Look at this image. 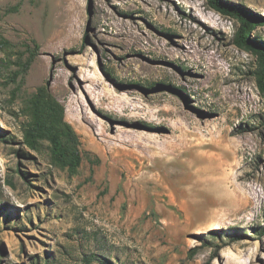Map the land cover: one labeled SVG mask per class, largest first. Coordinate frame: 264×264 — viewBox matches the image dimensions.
Masks as SVG:
<instances>
[{"label":"rangeland","instance_id":"374dc122","mask_svg":"<svg viewBox=\"0 0 264 264\" xmlns=\"http://www.w3.org/2000/svg\"><path fill=\"white\" fill-rule=\"evenodd\" d=\"M222 1L264 41V0ZM239 27L208 0H0V264H264V92Z\"/></svg>","mask_w":264,"mask_h":264},{"label":"trees","instance_id":"16d2710c","mask_svg":"<svg viewBox=\"0 0 264 264\" xmlns=\"http://www.w3.org/2000/svg\"><path fill=\"white\" fill-rule=\"evenodd\" d=\"M211 7L219 12L236 17L240 21V27L238 28L234 42L240 48H244L253 51L259 59L260 74H259V86L264 92V41L256 37L254 39L251 35V31L258 24L259 17H255L244 8L235 6L233 4L224 2L222 0H208ZM50 139L52 142V155L53 159L61 163L62 165L69 166L71 169H77L81 165V157L79 153L73 149V142L65 144L61 135L55 130H49ZM39 137L35 130L28 132V143L35 147L36 138Z\"/></svg>","mask_w":264,"mask_h":264}]
</instances>
